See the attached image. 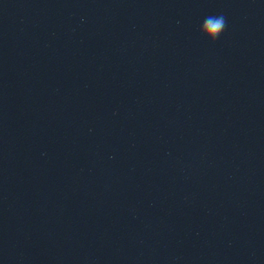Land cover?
<instances>
[{"label": "water", "instance_id": "obj_1", "mask_svg": "<svg viewBox=\"0 0 264 264\" xmlns=\"http://www.w3.org/2000/svg\"><path fill=\"white\" fill-rule=\"evenodd\" d=\"M0 264H264V0H0Z\"/></svg>", "mask_w": 264, "mask_h": 264}, {"label": "clouds", "instance_id": "obj_2", "mask_svg": "<svg viewBox=\"0 0 264 264\" xmlns=\"http://www.w3.org/2000/svg\"><path fill=\"white\" fill-rule=\"evenodd\" d=\"M226 24L223 14L207 16L201 24L200 34L214 44L224 32Z\"/></svg>", "mask_w": 264, "mask_h": 264}]
</instances>
